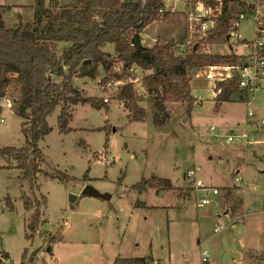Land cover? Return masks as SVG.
Here are the masks:
<instances>
[{
  "label": "rangeland",
  "instance_id": "1",
  "mask_svg": "<svg viewBox=\"0 0 264 264\" xmlns=\"http://www.w3.org/2000/svg\"><path fill=\"white\" fill-rule=\"evenodd\" d=\"M165 1L172 15L143 30L145 45L152 46L159 39L172 42L175 52L182 55L195 44L211 53L240 54L246 60L254 54L255 45L249 47L240 40H255L256 17L243 18L228 43L210 46L203 42L201 27L198 30L201 14L212 12L209 19L220 13L221 4L213 10L192 0ZM0 4L9 5L4 15L8 26L20 22L23 28L33 26L34 0H0ZM257 15L263 14L258 11ZM185 34V44L177 43ZM105 50L113 49L107 46ZM113 70L121 81L102 84L103 69L95 79L72 81L83 96L108 101V111L89 103L74 105L68 124L71 130L63 133L58 124L59 105L48 116L52 131L40 141L44 163L36 182L15 167L13 158L0 159L2 264H112L118 256L143 257L153 252L152 257L159 261L160 256L163 264H201L202 249L209 253L205 264H264V86L257 93L239 86L217 105L216 82L233 78L236 70L194 69L190 77L196 101L191 112L186 102H169L168 121L156 127L153 100L142 87L149 71L136 65L124 68L122 61ZM129 82H133L138 105L148 112L140 121L129 118L124 103L116 98L119 87ZM7 94L12 101L18 96L13 90ZM0 108V147L24 145L21 126L25 120L15 113L13 103ZM248 111L254 116L249 117ZM248 131L247 139L240 137ZM231 134L240 142H230ZM192 169L195 176L190 178L187 173ZM59 171L72 179L62 181ZM153 177L170 183L162 189ZM237 177L244 181L237 182ZM142 179L154 183L143 194L132 187ZM201 183L218 189V195L207 192ZM87 185L111 198L83 194ZM227 190L234 202L224 198ZM22 195L41 204L35 231L27 227L33 208L25 209ZM71 195L77 198L72 201ZM203 199L209 204L199 206ZM7 202L13 203L14 210ZM217 225L222 226L218 232ZM233 253L240 257L234 258Z\"/></svg>",
  "mask_w": 264,
  "mask_h": 264
},
{
  "label": "trees",
  "instance_id": "2",
  "mask_svg": "<svg viewBox=\"0 0 264 264\" xmlns=\"http://www.w3.org/2000/svg\"><path fill=\"white\" fill-rule=\"evenodd\" d=\"M201 2L213 10L221 4L220 13L210 17L214 22L208 30H202V18L198 30L202 39L210 46L228 43V36L237 35L239 22L243 18L256 17L257 5L247 0H192ZM34 21L31 28H23L22 23L8 26L4 15L9 6L0 5V98L9 96L11 90L18 93L13 97L14 111L25 121L21 131L25 135V144L0 147V159L16 161L18 169L24 171L32 183L43 172V151L40 141L52 131L48 116L61 105L58 116L60 131L68 133L74 105L89 103L96 109L106 108L108 101L100 97L83 96L74 87L75 78L95 79L101 69L105 72L101 83L121 81V75L113 69L122 61L124 68L136 65L149 71L142 79V87L153 100L154 123L160 127L168 121L169 102L188 103V112L196 101L192 95L190 72L205 67H242L245 56L235 53L217 54L201 49L195 44L187 46L182 54L176 53L172 42L159 39L152 46L143 42V30L152 22L166 21L172 15L165 0H75L71 4L61 5L60 0H34ZM257 19V18H256ZM257 36L254 41L246 42L249 47L255 45L257 56L264 57V46H256V41L264 31V16L256 20ZM187 34L177 43L185 44ZM112 46L111 50H105ZM107 75V76H106ZM60 78L61 81H55ZM215 103L218 105L232 93L239 90L237 78L216 82ZM116 98L124 103L128 117L140 121L147 116V110L138 105L133 82L119 87ZM1 115V108H0ZM108 136V134H107ZM108 145V141L105 147ZM1 168V166H0ZM62 181H70L71 176L59 171ZM155 182L167 188L170 180L153 177ZM154 186L147 179L132 187L141 194ZM229 189V188H224ZM27 211L33 208L27 227L35 231L38 224L39 200L21 196ZM46 203V197H42ZM227 203L234 202L232 193L224 194ZM8 200V199H7ZM14 210L13 203L7 202ZM137 204H144L138 202ZM146 205V204H145ZM33 235V234H32ZM23 253L22 259L26 257ZM9 259L7 252H3ZM152 254L143 257H116L112 264H161ZM2 264V256L0 257Z\"/></svg>",
  "mask_w": 264,
  "mask_h": 264
},
{
  "label": "built area",
  "instance_id": "3",
  "mask_svg": "<svg viewBox=\"0 0 264 264\" xmlns=\"http://www.w3.org/2000/svg\"><path fill=\"white\" fill-rule=\"evenodd\" d=\"M257 5V13L258 11L261 12V14H263L262 16H264V0H258V2H256ZM258 7H260L261 9L259 10ZM210 13H206L202 12V17L200 18V20H202V18H206L210 16ZM261 15H257L256 14V18H261ZM208 19V18H207ZM213 20L211 18H209L207 21H204L202 23V30H208V28H210L213 25ZM256 46L261 47L264 46V31L262 33V35L258 38V40L256 41ZM257 50H255L254 54L251 55L250 59L246 60V64L242 67H233L236 70V75L233 76V78H237L239 81V86L241 89H243L244 91H250L252 93H257L258 91L261 90V87L264 86V57L260 56L258 57L257 55ZM214 68V67H211ZM231 77H229L230 79ZM228 79V78H227ZM226 80V79H224ZM13 103V101L11 100V98L9 96H4L2 98H0V107L3 106H11ZM248 116L249 117H253L254 114L252 111H248ZM3 122V120H1ZM211 132L213 135H215L216 129L215 127H211ZM250 136L249 131L245 132L243 135H240V137H242L243 139H247ZM230 142H233L236 140V142H240L239 138H237L236 135L231 134L229 135V137L227 138ZM240 173V172H239ZM188 177L192 178L195 176V170L192 169L190 171H188L187 173ZM237 182H243V178L241 177H237L236 178ZM200 185V184H199ZM202 188H204L207 192H210L212 195H218L219 191L218 189L214 188V187H206L203 186L201 183ZM209 204V200L208 199H203L201 200V202L199 203V206H205ZM222 229L221 225H217L215 231L218 232ZM169 243L165 244V247H168ZM209 261V253L208 250L206 249H202V262L201 264H205L206 262ZM157 263V262H155ZM154 263V264H155ZM161 264H163V262L161 261Z\"/></svg>",
  "mask_w": 264,
  "mask_h": 264
},
{
  "label": "water",
  "instance_id": "4",
  "mask_svg": "<svg viewBox=\"0 0 264 264\" xmlns=\"http://www.w3.org/2000/svg\"><path fill=\"white\" fill-rule=\"evenodd\" d=\"M209 3H211L212 1L211 0H207ZM230 38V36H228V39ZM162 193L164 192L163 190L161 191ZM83 194L85 195H89V196H92V197H101V198H104V199H110L111 198V195L108 194V193H101L99 190H97L96 188H94L92 185H87L84 190L82 191ZM77 198V196L75 195H71L70 196V200H75ZM234 258H239L240 257V254L238 253H233L232 254Z\"/></svg>",
  "mask_w": 264,
  "mask_h": 264
},
{
  "label": "crops",
  "instance_id": "5",
  "mask_svg": "<svg viewBox=\"0 0 264 264\" xmlns=\"http://www.w3.org/2000/svg\"><path fill=\"white\" fill-rule=\"evenodd\" d=\"M75 0H67V1H64V0H60V4L61 5H65V4H71V3H73ZM198 3H201V2H198ZM0 5H2V6H9V5H6V4H0ZM30 6V5H29ZM32 6H34V4L32 5ZM28 7V6H27ZM33 10H34V8H33ZM166 243H169V242H166ZM167 248H170V243H169V246L167 247ZM153 252V251H152ZM154 253V252H153ZM152 253V254H153ZM155 254V253H154ZM153 254V255H154ZM148 256V255H147ZM157 256V255H156ZM159 259H162L160 256H157ZM113 263V262H112Z\"/></svg>",
  "mask_w": 264,
  "mask_h": 264
}]
</instances>
